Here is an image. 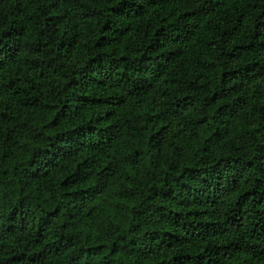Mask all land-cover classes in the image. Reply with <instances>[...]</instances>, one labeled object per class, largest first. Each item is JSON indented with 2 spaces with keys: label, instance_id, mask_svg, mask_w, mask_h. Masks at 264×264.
<instances>
[{
  "label": "trees",
  "instance_id": "obj_1",
  "mask_svg": "<svg viewBox=\"0 0 264 264\" xmlns=\"http://www.w3.org/2000/svg\"><path fill=\"white\" fill-rule=\"evenodd\" d=\"M0 264H264V0H0Z\"/></svg>",
  "mask_w": 264,
  "mask_h": 264
}]
</instances>
